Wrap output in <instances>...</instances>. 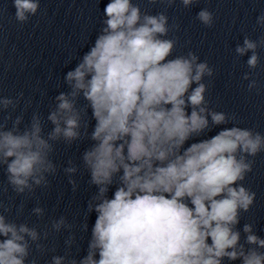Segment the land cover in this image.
Listing matches in <instances>:
<instances>
[{
    "label": "clouds",
    "instance_id": "9594fccd",
    "mask_svg": "<svg viewBox=\"0 0 264 264\" xmlns=\"http://www.w3.org/2000/svg\"><path fill=\"white\" fill-rule=\"evenodd\" d=\"M147 2L165 10L153 15L133 0L105 6L102 28L64 75L68 90L54 97L46 120L38 111L26 124L23 113L12 118L22 92L0 97V112L8 113L0 119V165L6 166L7 185L21 196L47 188L48 177L58 170L51 158L54 144L88 139L80 159L95 192L87 201L82 231L89 232L90 214L96 219L86 254L77 259L66 251L52 256L50 264H264V237L252 223L238 227L256 199L243 182L253 171L252 158L264 152V134L209 106L204 81L214 70L207 61L193 51L173 55L177 40L167 37L178 25H169L166 10L177 0ZM180 3L190 8L199 0ZM13 7L23 25L40 3L13 0ZM195 19L209 28L214 23L207 8ZM256 24L264 28V12ZM262 46L264 36L257 41L245 35L235 53L251 52L246 64L254 70ZM243 79L249 91L258 87L249 73ZM30 106L31 100L25 101V110ZM89 110L95 120L91 132ZM46 123L52 127L45 134ZM215 128L220 130L208 136ZM68 163L63 171L75 192L72 176L79 169ZM0 209V264H26L33 245L46 250L40 241L49 231L9 219L4 213L11 209L2 201ZM22 212L23 204L17 215ZM32 214L42 217L45 209L36 206ZM72 228L63 216L51 221L52 232L69 231L64 241L69 250L76 243Z\"/></svg>",
    "mask_w": 264,
    "mask_h": 264
}]
</instances>
